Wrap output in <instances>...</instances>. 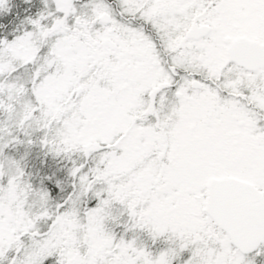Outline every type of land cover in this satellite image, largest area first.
<instances>
[{
    "label": "snow or ice",
    "instance_id": "snow-or-ice-1",
    "mask_svg": "<svg viewBox=\"0 0 264 264\" xmlns=\"http://www.w3.org/2000/svg\"><path fill=\"white\" fill-rule=\"evenodd\" d=\"M0 264H264V0H0Z\"/></svg>",
    "mask_w": 264,
    "mask_h": 264
}]
</instances>
